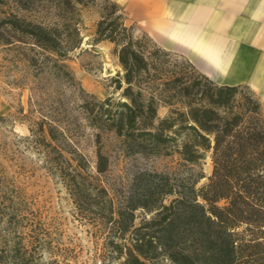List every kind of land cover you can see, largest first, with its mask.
Listing matches in <instances>:
<instances>
[{"label": "trees", "instance_id": "1", "mask_svg": "<svg viewBox=\"0 0 264 264\" xmlns=\"http://www.w3.org/2000/svg\"><path fill=\"white\" fill-rule=\"evenodd\" d=\"M56 1L70 14L74 4L86 3ZM106 1L111 9L101 13L95 44H113L124 73L114 79L115 90L121 92L119 98L108 97L99 103L94 117L100 123L96 126L113 133L128 155L158 157L177 153L190 166L207 157L213 164L207 185L200 189L197 184L205 178L203 173L176 179L153 171L148 173L149 185L164 188L158 201L118 210L109 201V222L125 223L120 238L123 242L114 247L117 264H264L262 104L248 87L218 85L191 62L192 72L187 73L143 32L154 48L146 51L148 43L144 44L134 29L126 26L123 9ZM79 24L75 20L71 25L77 37ZM3 29L15 33L10 39L2 37L7 44H12L13 39H30L60 61L81 45L80 39L65 43L59 29L16 15L12 19L0 17V38L4 36ZM243 89L250 90L252 96L240 99ZM160 103L172 110L157 123ZM60 134L70 146L64 132ZM96 138L100 146L95 169L98 175H104L110 161L102 151V135L98 133ZM65 152L71 157L67 158ZM58 155L60 171L78 206L108 197L101 185L89 187L86 176L90 175V162L82 154L60 149ZM166 197L170 198L168 204ZM138 208L154 215L135 227Z\"/></svg>", "mask_w": 264, "mask_h": 264}, {"label": "rangeland", "instance_id": "2", "mask_svg": "<svg viewBox=\"0 0 264 264\" xmlns=\"http://www.w3.org/2000/svg\"><path fill=\"white\" fill-rule=\"evenodd\" d=\"M73 9V14L68 13L56 0H0L1 18L12 19L16 15L59 29L65 43L81 41L79 48L60 61L30 39H13L12 44H7L2 37L10 39L15 33L3 29L0 264H117L114 247L123 242L120 238L125 223L109 222L110 200L114 210L158 201L164 188L149 185V172L176 179L203 173L205 178L197 184L200 189L207 185L213 171L210 157L190 166L177 153L158 157L128 155L113 133L96 126L100 123L94 117L99 103L108 97L119 98L121 92L115 90L114 79L124 73L115 46L109 42L95 44L96 25L103 9L106 13L111 4L106 0H86L83 5L74 4ZM75 20L80 21L78 37L71 28ZM125 24L144 44L148 43L149 39L134 23L126 19ZM155 44L170 54L172 62L177 61L187 73L192 72L187 56ZM145 49L152 52L153 43L145 45ZM251 94L243 89L239 98ZM171 110L160 103L157 123ZM60 132L72 146L63 141ZM98 133L102 135V151L110 161L104 175H98L95 169ZM60 149L82 154L90 162V175L86 174L89 187L101 185L108 197L78 206L58 165ZM65 156L71 157L66 152ZM164 200L168 204L170 198ZM153 215L138 208L135 227Z\"/></svg>", "mask_w": 264, "mask_h": 264}, {"label": "crops", "instance_id": "3", "mask_svg": "<svg viewBox=\"0 0 264 264\" xmlns=\"http://www.w3.org/2000/svg\"><path fill=\"white\" fill-rule=\"evenodd\" d=\"M110 1L214 83L248 87L264 112V0Z\"/></svg>", "mask_w": 264, "mask_h": 264}]
</instances>
